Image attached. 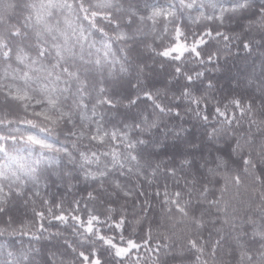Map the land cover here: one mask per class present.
<instances>
[{"label":"trees","instance_id":"obj_1","mask_svg":"<svg viewBox=\"0 0 264 264\" xmlns=\"http://www.w3.org/2000/svg\"><path fill=\"white\" fill-rule=\"evenodd\" d=\"M232 2L234 0H113L115 7L110 11L113 18L119 22V28H116L115 24L98 20V26L103 27L108 33L104 36L96 29L90 28L86 21L83 22L88 36L82 53L84 59L80 60L81 50L77 46V56L69 63L71 70H79L80 79L85 86L83 94L78 93L79 84L72 81L71 94L64 93L65 96H69L64 103L71 105L74 99H82L86 107H75L73 123L62 122L56 125L52 128L50 136L40 133L38 129H32L24 122L27 119H35L31 115V108L27 113L24 112L18 102L6 97V88L0 90V120L13 122L0 125V136L17 137L16 141H0V145L4 146L11 155L24 158L21 162L32 164L36 159H40L38 165L32 164L36 169L33 175L21 174L20 180L15 182H0L4 185V191L0 193V208L4 209L0 212V232H2L0 261L7 259V253L12 252L18 259L27 255L29 260L26 264H50L53 259L55 264H81L78 253L80 251L87 253L94 248L103 264H194L195 255L182 250L181 237L188 227L187 223H178L179 213L173 207L172 213L169 214L167 206L162 203L164 185L167 184L169 191L174 192L183 189L184 181L181 180L177 185L172 177L163 171L152 176L151 170L143 167L145 160L149 158L153 167L160 161H164L162 167H179L186 142L200 144L197 158L204 156L212 160L217 155H222L229 160L228 169H220L221 176H217L210 185L212 191L209 198L221 199V208L227 209L229 219L235 215L237 223L241 219L247 220L248 217L260 222L257 209L259 200L254 198L257 194L253 193L250 186L251 178L243 174L238 158H230V147L235 144L236 138L242 134L246 137L248 134L247 117L241 122L240 127L233 125L232 129H228L224 126V130L218 133L215 140L208 139V134L213 128L222 127L220 121L224 118L215 114L216 107L225 110L224 105L228 104L226 110L228 115L231 116L235 111L239 116V111L229 104L233 99H239L242 105L251 103L255 112L254 118L258 122L264 121L262 34L255 29L246 33L247 38L252 41L251 51L244 50L238 41L228 42L214 36L216 31L225 32L230 36L241 33L246 22L255 19L252 13L259 8L261 0H252V7L246 13L226 14L222 25L218 20L206 19L208 16L218 15L221 4L227 7ZM189 4L192 7H188ZM157 8L170 9L175 15L169 16L167 20L162 17L157 18L154 25L147 17ZM141 17L144 19L142 20ZM10 22L15 24L18 21L13 16ZM176 27H179L183 33L180 40L188 43L187 45H191L203 36L205 43L197 48L200 52L199 58L190 51L184 52L180 60H172L170 57L157 54L176 43ZM206 30H211L213 36L204 35ZM120 32L125 34L124 39H117V34ZM105 43L111 45L106 60L104 59ZM226 44L229 46L225 47ZM89 45L94 46L89 47ZM209 56L212 57L211 60L208 59ZM97 58L102 61L100 65L95 63ZM200 60L204 63H200ZM9 63L11 67L8 66ZM16 67L14 58L10 62L0 61V84L23 86L21 80L12 79L13 75H16L13 71ZM176 67L181 68L180 74L175 72ZM201 72L203 76L196 78V73ZM184 73L194 77L191 85L193 94L207 98V104L200 106L209 116L207 123L194 113L185 111L186 101L171 100L173 96H179L183 88L189 84ZM209 82L212 83V88H208ZM64 86L63 83L60 84L61 88ZM101 87L105 89L103 96L112 99L115 102L114 106L97 103V100L102 98L99 94ZM140 88L152 92L159 90V99L162 103L180 105L182 119L164 116L161 127L167 125L169 129H173L183 126L187 130L182 134L184 139L177 141L170 135L164 140L165 146L158 150L140 146L137 152L143 150V159L140 162V171L143 175L138 174L134 165L126 164L124 175L120 174L121 170L117 167L111 169L110 174L105 178L86 179L85 169L80 167L81 152L90 155L92 151L111 152L115 149L123 158L128 151L119 139L116 141L106 139L104 144H100L90 141L88 134L94 132L98 124L109 131L114 129L126 131L125 125L138 122L141 114L148 115L152 112L150 101L142 99L137 101L136 105H128V100L135 98ZM36 96L40 98L39 92ZM193 107L195 108V105ZM81 115L86 119L81 120ZM252 131L255 132V128ZM81 132L85 133L83 137L80 136ZM28 133L46 138L47 143L52 147L41 148L40 145L29 144L26 140ZM129 135L135 138L136 133L129 132ZM21 137L24 139H20ZM160 139L163 140V137L160 136ZM262 140L264 137L254 136V149L259 150ZM253 155L255 157V152ZM255 158L259 160L258 157ZM110 159L111 157H102L106 162H110ZM3 162L6 161L4 155L0 153V163ZM129 166L133 167L132 172L127 171ZM99 167L103 168V164ZM87 169L96 172L98 166L93 164L87 166ZM232 169L240 171L242 183L238 187L229 184L227 191L221 197L219 189L225 184L222 176L231 175ZM257 171L264 169L258 168ZM186 175H188L186 172H178V178ZM149 180H152V183H149ZM115 182H119L123 191L116 188ZM124 191L132 194L125 196ZM157 191L161 193L159 197L155 195ZM56 205L60 207L57 208ZM49 207L52 208L53 215H49ZM206 208V205H196L195 209L190 211V215L194 212L197 216L204 212L206 225L202 235L209 243L205 246L202 259L208 260L209 264H237L239 257L234 252L235 245L231 241L232 247L225 244L217 248L215 258L211 256V243L221 234L231 237L234 233L229 225L222 223L225 218L223 212L217 213L215 209L206 210ZM109 209L114 211L109 212ZM38 212L44 213L43 219L36 215ZM60 214L67 217L65 222L54 218L55 215ZM93 215L99 217L98 222H93L94 233L98 229L100 236L106 239L112 238L118 247H127L129 239L139 247L132 249L127 257L116 258L114 249L96 235L86 232L87 221ZM73 216H78L80 220H73ZM217 216L219 219L213 224L211 221ZM121 219L124 222L118 228L116 225ZM81 222L84 227H81ZM41 224L43 228L40 227ZM218 229H222V232H218ZM245 229L250 236L251 226L246 224ZM121 236L124 237L123 240ZM165 237L168 239L165 240ZM165 243L169 245L167 249L162 247ZM252 247L254 254L258 255L256 250L259 244Z\"/></svg>","mask_w":264,"mask_h":264},{"label":"snow or ice","instance_id":"obj_2","mask_svg":"<svg viewBox=\"0 0 264 264\" xmlns=\"http://www.w3.org/2000/svg\"><path fill=\"white\" fill-rule=\"evenodd\" d=\"M115 7L113 0H0V61L10 62L15 60L17 67L13 70L16 75H13L12 79H19L23 82V86L16 85H3L0 84V90L7 89L5 95L13 101L18 102L19 106L28 112L31 108V115L35 119H27L24 121L32 129H38L40 133H46L51 135L52 128L56 125L66 122L73 123V116L75 107H86L81 100H73L71 105H66L64 102L69 99V96H65L64 93H70V83L76 81L79 84L77 92L83 94L84 82L81 81L79 70H71L70 61H74L77 56L76 48L79 46L81 50L80 60H83L84 42L88 40L86 35V29L83 27V22H87L90 28L96 29L104 36L108 33L105 32L103 27H99L97 21L101 20L108 24H115L116 28H119V22L113 18L110 11ZM188 7H192L191 4ZM215 7V5H214ZM252 7V0H234L229 6L223 4L219 7V14L214 16H208V20H218L222 25L225 20L226 14L246 13ZM174 12L170 9L163 8L153 9L151 14L147 17L153 24L157 22V18H164L167 20L169 16H174ZM203 15V13H201ZM252 15L255 19H249L244 25V29L241 33L229 35L225 32L216 31L214 36L221 37L224 41L231 42L232 40L238 41L244 50L251 51L252 41L247 38L246 33L255 29L262 34L264 38V0H261L260 6L255 10ZM15 16L17 23L10 22L11 18ZM143 20L144 18L141 17ZM22 21V23L20 22ZM131 23V19H129ZM165 32H167V26H165ZM183 35L179 27L175 28V40L174 46L167 48L166 50L157 53L163 57H170L172 60H180L184 52L190 51L195 54L196 58L200 57V52L197 51L199 45L204 44L205 40L203 36L195 40L193 44L187 45L186 43H180V37ZM206 36H213L211 30H206L204 33ZM125 34L120 32L117 34V39H124ZM94 45H89L93 47ZM229 45L226 44L225 47ZM104 59L109 56L111 45L105 43ZM99 52V49H97ZM34 53V55H32ZM177 53V55H172ZM89 55L91 53L89 52ZM212 59L211 56L208 57ZM204 63L203 60L199 61ZM97 65L102 63L100 58L95 60ZM11 67V64L8 65ZM175 72L181 73V68L176 67ZM185 79L189 82L179 96H173L172 101H186V112H192L196 116L200 117L205 123L208 122L209 116L205 114V111L200 106L207 104V98L205 96H196L192 91V82L194 77L184 73ZM203 76V73H196V78ZM63 83L65 86L60 87ZM38 85V86H34ZM211 82L208 83V88H212ZM39 92L40 98H37L36 93ZM105 89L101 87L99 94L100 99L97 100L99 104H108L114 106V101L107 96H103ZM142 93V95L140 94ZM160 92H152L143 88L138 89V94L135 98L128 100V105H136L137 101L145 100L151 102L152 112L148 115L141 114L138 122H134L131 125H125L126 131H120L114 129L112 131L106 130L102 125L98 124L95 131L88 134L90 141H96L100 144H104L106 139L116 141L121 140L124 143V147L128 150L127 154L121 158L120 153L113 149L111 152H98L92 151L91 154L85 152L80 153L81 164L80 167L85 169V178L101 179L110 174L111 169L119 168L120 174L124 175V169L126 164H132L136 167L138 174L143 175L140 171L141 159H143L142 151L137 152L140 146H146L155 150L163 148L164 140H167L171 135L174 140L180 141L184 139L182 134L186 133V129L183 126L179 128L169 129L167 125L161 127L162 117L174 116L182 119V113L179 110L180 105L169 103L164 104L160 101ZM235 110L239 111V116L233 114L228 115V104L224 105L225 110H221L220 107L215 108V114L218 117L224 119L220 121L222 127L220 129L213 128L212 132L208 134L209 140H215L219 132L224 130V126L228 129H232L233 125L237 128L240 127L241 122L247 117L248 134L245 137L243 134L236 138L235 144L230 147V158H238L239 165H242L243 174L246 177H250V186L253 193H256L259 204L257 209L259 211L260 222L258 223L252 217H248L247 220L241 219L237 223V217L233 215L231 219L228 218L227 209L221 208V199H210L209 195L212 191L210 185H212L217 176H221L220 169H228L229 160L225 159L222 155H217L214 159L210 160L204 156L197 158V153L200 150V144L186 142L185 150L181 154L179 161V167H162L164 161L156 163L153 167L152 160L146 159L143 167L151 170V175L156 176L158 172L163 171L168 176H171L174 182L179 185L180 181H184L182 190L170 192L168 185L165 184L163 188L162 203L167 206V212L172 213L173 207L176 212L179 213L180 218L178 223H187L188 227L181 237L183 240L182 250L192 252L195 255L194 264H209L208 260L202 259L205 254V246L209 243L202 235V231L205 228L206 221L204 220V212L202 211L199 216L193 214L190 215V211L194 210L196 205H206V210L215 209L217 213L223 212L225 218L222 223L229 225L234 235L231 237H225L223 234L219 236L214 242L211 243V256L215 258L217 248L223 247L228 244L232 247L234 242V252L238 254L237 264H264V171L258 172L257 169H264V140H262L259 150L254 149V136L260 135L264 137V121H257L254 116L255 112L251 103L242 105L239 99H233L229 101ZM195 105V108L193 107ZM39 108V110H37ZM95 112H93V115ZM155 117V118H152ZM86 119L84 115H81V120ZM12 121L0 120V125L11 124ZM255 128V132L252 129ZM155 130V132L153 131ZM19 131V129H16ZM129 132H135V138L129 135ZM74 134V133H73ZM147 134V135H146ZM159 134V135H158ZM84 132L80 133L83 137ZM235 135V133H232ZM163 137V140L160 139ZM20 139H24L21 137ZM13 140L16 141L15 136H0V141ZM26 140L31 145H40L41 148H51L52 145L47 143L46 138H41L39 135L28 133ZM243 140V142H242ZM65 151H67L65 149ZM219 151V149H217ZM255 152V157L253 153ZM0 153L4 155L5 161L0 163V182L20 180V175H33L36 171L32 164H39L40 159H36L32 164L21 162L24 158L11 155L4 146L0 145ZM150 156L152 153L149 154ZM102 157H111L110 162L102 160ZM234 163L237 161H233ZM97 165L98 170L92 172L87 169V166ZM103 164V168L99 166ZM110 164V166H109ZM210 164H214V167H210ZM203 170V171H202ZM128 172L133 171V167H127ZM186 172L188 175L179 177L178 172ZM231 175H223L222 179L225 184L220 188L221 197L224 192L227 191L229 184L233 186H240L242 183L241 173L238 169H232ZM190 176V178H189ZM152 183V180L148 181ZM11 186V185H9ZM116 188H123L119 182H115ZM4 191L3 183H0V193ZM131 192L124 191L125 196L131 195ZM143 195L144 193H140ZM157 197L161 195L160 191L155 193ZM91 196V193H89ZM186 197V198H185ZM55 207L59 208L60 205ZM4 209L0 208V212ZM114 209H109V212ZM235 212V209L233 210ZM49 215H53L52 208H48ZM41 219L44 218L43 212L36 213ZM55 219L65 222L67 217L63 214L55 215ZM171 218V216L169 217ZM73 220L79 221L78 216H73ZM214 218L211 222L215 224ZM94 221H99V217L90 216L87 221L86 232L97 236L98 239L104 241L111 249H114V256L116 258L127 257L132 249L139 247L132 240L127 241V247H118L112 240V238H105L99 235L97 229L94 233ZM123 219L116 227H121ZM139 222V221H138ZM251 226V234L249 236L248 231L245 229V225ZM43 228V225L40 226ZM81 227H84L81 222ZM218 232H222V229H218ZM2 234V232H0ZM35 235V234H33ZM211 235V234H209ZM124 239L123 236L120 237ZM248 238V239H245ZM168 237H165L167 240ZM255 244H259V248L256 250L257 254H254L253 247ZM162 247L167 249L169 245L163 244ZM75 251V249H74ZM230 255L232 253H229ZM8 258L0 261V264H26L29 260L28 256H23L22 259L14 257L12 252L7 253ZM78 258L81 264H103L101 258L97 255L96 250L93 248L89 252L80 251ZM50 264H55V260L50 261Z\"/></svg>","mask_w":264,"mask_h":264},{"label":"rangeland","instance_id":"obj_3","mask_svg":"<svg viewBox=\"0 0 264 264\" xmlns=\"http://www.w3.org/2000/svg\"><path fill=\"white\" fill-rule=\"evenodd\" d=\"M179 42H180V43H184V41H182V40H179ZM187 44H188V43H187ZM191 44H193V43H191ZM173 46H174V45H173ZM176 54H177V53H176Z\"/></svg>","mask_w":264,"mask_h":264}]
</instances>
